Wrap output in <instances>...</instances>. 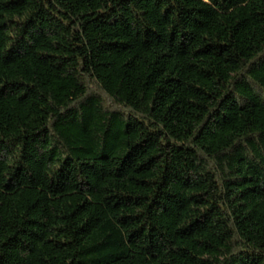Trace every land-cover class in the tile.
<instances>
[{"label":"trees","instance_id":"16d2710c","mask_svg":"<svg viewBox=\"0 0 264 264\" xmlns=\"http://www.w3.org/2000/svg\"><path fill=\"white\" fill-rule=\"evenodd\" d=\"M0 264H264V0H0Z\"/></svg>","mask_w":264,"mask_h":264}]
</instances>
